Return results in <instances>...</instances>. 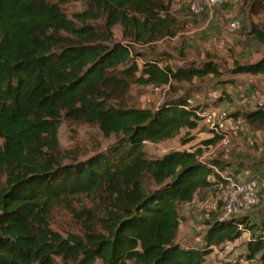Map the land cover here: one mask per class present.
<instances>
[{
	"label": "trees",
	"instance_id": "obj_1",
	"mask_svg": "<svg viewBox=\"0 0 264 264\" xmlns=\"http://www.w3.org/2000/svg\"><path fill=\"white\" fill-rule=\"evenodd\" d=\"M72 1L78 0H0V264H57L56 258L63 264H204L213 249L245 232L252 238L244 258L264 262V216L260 226L248 217L215 218L201 245L176 241L178 205L222 181L218 172L240 171L202 160L199 148L147 158L146 143L171 140L182 130L181 143L192 140L201 106H188L187 96L154 110L129 104L133 85L174 90L219 78L218 64L208 59L173 68L136 52L135 44L175 35L166 0H88L74 19L62 7ZM262 4L256 0L252 12L264 11ZM116 26L125 42L113 40ZM249 34L264 48V30L252 26ZM231 72L264 75V55L234 62ZM241 116L264 127L262 108ZM62 123L95 126L117 140L79 160L59 150ZM209 133L206 147L222 139ZM81 198L91 206L75 209ZM57 208L70 213L80 233L63 236L51 228Z\"/></svg>",
	"mask_w": 264,
	"mask_h": 264
},
{
	"label": "rangeland",
	"instance_id": "obj_2",
	"mask_svg": "<svg viewBox=\"0 0 264 264\" xmlns=\"http://www.w3.org/2000/svg\"><path fill=\"white\" fill-rule=\"evenodd\" d=\"M88 0H78L65 3L63 11L69 18L81 13L86 8ZM170 3L171 15L175 20V35L163 38L149 45H134L136 52L143 53L147 58H162L163 62L173 68L199 65L208 59L219 66L221 76H207L194 79L191 83L175 84V89L168 88L155 91L152 86L133 85L129 91V104L134 108L157 109L163 102L187 96L192 105H200L202 111L222 109L227 114L229 122L223 132L227 135V144L212 146L209 150L202 144L212 137L210 125L202 118L198 126L190 132L192 140L181 143L186 130L171 140L159 143H146L144 150L147 158L156 159L172 151L195 149L204 150L202 159L211 162L222 160L240 170L239 173L258 182V205L236 218L248 217L252 223L261 225L264 216V127L256 128L242 118V114L254 111L253 101H259L264 109V75H234V62L248 64L257 61L264 55V48L249 34L252 26L264 30V11L252 12L256 0H230L224 7L217 9L212 16L192 17L179 3V0H166ZM264 6V4H262ZM237 21L240 30L230 33L228 25ZM103 21L91 24L99 25ZM113 40L125 42L120 26L114 27ZM162 55V56H161ZM242 96L250 103L243 107L240 104ZM58 147L61 152H70L79 160H85L97 152L107 149L117 139L111 135L104 137L97 127L88 125H68L62 123L58 129ZM209 150V151H208ZM224 173H231L225 170ZM238 173V174H239ZM150 188L154 186L150 183ZM217 187L205 189L197 193L191 203L179 204L178 212L181 218L176 241L184 246L201 245L202 236L207 223L215 218H223L219 207L213 209ZM91 206L86 198H81L73 207ZM51 228L66 236L69 233L81 232L79 224L64 208H57L52 213ZM251 234L245 232L240 238L213 249L206 257L204 264H264L258 257L248 261L244 258L246 243ZM57 264H63L59 258ZM95 264H100L96 262Z\"/></svg>",
	"mask_w": 264,
	"mask_h": 264
},
{
	"label": "built area",
	"instance_id": "obj_3",
	"mask_svg": "<svg viewBox=\"0 0 264 264\" xmlns=\"http://www.w3.org/2000/svg\"><path fill=\"white\" fill-rule=\"evenodd\" d=\"M230 0H179L180 5L192 16H212L217 9L224 7ZM227 30L230 33H235L240 30V24L237 21H233L228 25ZM155 91L161 89L167 90L168 85L163 87H153ZM254 110L261 109V103L259 101H253ZM250 101L242 96L240 101L241 106L245 107ZM188 106H193L192 101L187 99ZM198 115L202 120L210 125L214 133H221L222 139L219 144H227V135L223 132L226 129V123L229 122L227 114L222 109H209L207 111H200ZM212 146L207 148L211 150ZM208 150V151H209ZM204 150L202 152L201 159L205 157ZM222 181H218L214 187H217L216 201L213 205V209L216 207L222 212V219H233L239 215L253 211L258 205V182L256 179L249 178L242 174L232 175L231 173H220ZM252 238V237H251ZM264 240V237H263Z\"/></svg>",
	"mask_w": 264,
	"mask_h": 264
},
{
	"label": "crops",
	"instance_id": "obj_4",
	"mask_svg": "<svg viewBox=\"0 0 264 264\" xmlns=\"http://www.w3.org/2000/svg\"><path fill=\"white\" fill-rule=\"evenodd\" d=\"M257 76H261V75H257ZM212 187H214V186H212ZM212 187H211V188H212ZM209 189H210V188H209Z\"/></svg>",
	"mask_w": 264,
	"mask_h": 264
}]
</instances>
